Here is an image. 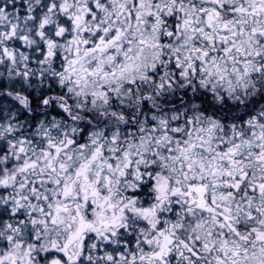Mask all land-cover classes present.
<instances>
[{"label":"snow or ice","instance_id":"1","mask_svg":"<svg viewBox=\"0 0 264 264\" xmlns=\"http://www.w3.org/2000/svg\"><path fill=\"white\" fill-rule=\"evenodd\" d=\"M0 264H264V0H0Z\"/></svg>","mask_w":264,"mask_h":264}]
</instances>
